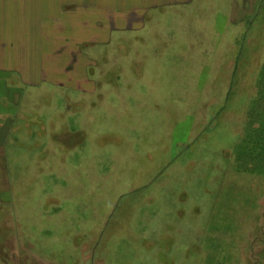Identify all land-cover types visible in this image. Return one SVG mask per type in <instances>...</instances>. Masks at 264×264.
<instances>
[{
	"label": "rangeland",
	"instance_id": "374dc122",
	"mask_svg": "<svg viewBox=\"0 0 264 264\" xmlns=\"http://www.w3.org/2000/svg\"><path fill=\"white\" fill-rule=\"evenodd\" d=\"M254 1L0 0V264H264Z\"/></svg>",
	"mask_w": 264,
	"mask_h": 264
},
{
	"label": "trees",
	"instance_id": "16d2710c",
	"mask_svg": "<svg viewBox=\"0 0 264 264\" xmlns=\"http://www.w3.org/2000/svg\"><path fill=\"white\" fill-rule=\"evenodd\" d=\"M261 88H264V76L260 79ZM264 91V89L262 90ZM256 101L262 102L264 99V94H256ZM255 116L254 120L257 117V128H253L254 120L250 123L249 126V139L246 142L245 150L246 154L249 157H254L255 160H260L262 162V167L264 170V110L261 107L260 109L258 106L255 108ZM254 158L252 160H254ZM258 162V161H257ZM260 163V162H259Z\"/></svg>",
	"mask_w": 264,
	"mask_h": 264
},
{
	"label": "crops",
	"instance_id": "0c3cea01",
	"mask_svg": "<svg viewBox=\"0 0 264 264\" xmlns=\"http://www.w3.org/2000/svg\"><path fill=\"white\" fill-rule=\"evenodd\" d=\"M253 2H255L254 0H244V3H245V5L244 6H246V5H250L251 3H253ZM233 9V8H232ZM234 10V9H233ZM245 12V11H244ZM233 15H234V12H233ZM133 26V25H132ZM131 26V27H132ZM143 26L142 25H138L137 27H135V30H138V29H141ZM4 35H6V34H4ZM8 39V38H7ZM5 44H8L9 45V48H11L12 47V44L11 43H7L6 41H5V39H4V43H0V51L1 52H4L3 53V57L6 55L7 56V51H6V49L4 50V49H2L3 47V45H5ZM11 46V47H10ZM8 48V49H9ZM14 49H16L15 47H14Z\"/></svg>",
	"mask_w": 264,
	"mask_h": 264
}]
</instances>
